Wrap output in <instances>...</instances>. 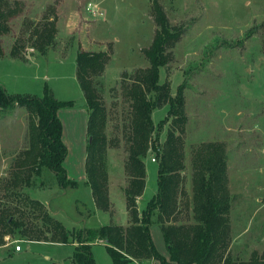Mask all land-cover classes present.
<instances>
[{
	"label": "rangeland",
	"instance_id": "rangeland-1",
	"mask_svg": "<svg viewBox=\"0 0 264 264\" xmlns=\"http://www.w3.org/2000/svg\"><path fill=\"white\" fill-rule=\"evenodd\" d=\"M7 2L18 12L9 19L10 31L0 35L4 49L0 57V84L9 93L43 96L48 86L59 100L73 99L74 105L81 108L85 100L75 78L77 53L87 47L88 51L103 48L111 54L95 84L108 113L106 159L109 186L116 203L111 212L113 221L111 215L95 210L87 180L78 181L77 187L63 189L47 167L34 175L31 186L18 189L19 193L44 202L49 212L70 229L113 222L127 226L128 210L125 216L121 213L126 210L124 189L129 183L124 130L129 104L123 96L121 79L125 71L132 73L149 65L143 49L150 46L157 28L153 0ZM159 2L170 22L185 29L170 50V63L161 68V81L170 83L174 96L179 88L183 91L184 114L188 119L181 135L187 195L192 196L194 149L208 142L223 143L233 199L229 252L236 260H249L253 251L264 252V0ZM48 22L55 26V42L46 47L35 41L34 30ZM166 117L167 106L153 113L156 125ZM171 121L170 117L164 126L162 141L167 138ZM29 123V112L24 107L0 110V207L16 199L15 195H8L12 192L5 190V184L16 158L29 145ZM156 158L153 151L145 158L148 198L153 191L157 193ZM145 207L138 204L140 212ZM181 211L180 222L193 220L191 207L184 205ZM17 238V234L5 236V243L0 245V264H70L72 244L23 242L22 249L17 251ZM93 253L98 264H114L105 245H93Z\"/></svg>",
	"mask_w": 264,
	"mask_h": 264
},
{
	"label": "trees",
	"instance_id": "trees-1",
	"mask_svg": "<svg viewBox=\"0 0 264 264\" xmlns=\"http://www.w3.org/2000/svg\"><path fill=\"white\" fill-rule=\"evenodd\" d=\"M152 11L157 28L152 43L143 49L149 65L132 73L125 71L121 79L123 96L129 104L124 125L129 152L125 165L129 183L124 189L129 224L123 226L113 222L70 229L49 212L44 202L19 193L18 189L31 186L34 175L44 167L52 170L61 188L78 186L77 181L69 179L64 166L68 148L63 140V122L58 115L61 108L73 106L74 101L59 100L48 86H45L43 96H34L11 94L0 84V110L24 107L30 117L29 145L16 158L5 184V190L12 192L8 195H15L16 199L1 204L0 245L5 243L8 234H17V239L24 242L69 243L74 245L70 264H97L93 253V245L97 242L106 246L114 264H127L133 260L140 264L151 260L160 264H264V252L253 251L249 260H236L229 252L233 199L228 186V155L223 143L208 142L194 149L192 196L187 195L183 173L186 169L185 148L181 135L188 119L184 114L183 91L179 88L174 96L170 83L161 81V68L170 63V50L180 41L185 29L170 22L159 0H153ZM17 14V9L8 6L7 0H0V35L10 31L9 19ZM54 33V24L44 23L34 30L35 41L46 47L52 45ZM3 53L0 43V57ZM110 56L108 50L82 49L76 58L77 78L89 108L91 141L85 162L87 184L96 206L104 211H110L112 207L106 159L108 113L95 78L104 73ZM164 106L168 107V117L156 125L153 113ZM169 116L172 118L170 129L162 141L161 133ZM149 151L155 152L158 160L157 193L140 212L138 197L146 187L145 158ZM184 205L191 207L193 220L189 223L178 219ZM155 215L169 256L162 254L154 243L150 227Z\"/></svg>",
	"mask_w": 264,
	"mask_h": 264
},
{
	"label": "crops",
	"instance_id": "crops-1",
	"mask_svg": "<svg viewBox=\"0 0 264 264\" xmlns=\"http://www.w3.org/2000/svg\"><path fill=\"white\" fill-rule=\"evenodd\" d=\"M83 49L89 50L87 47H83ZM98 51H105V50L103 48H101ZM75 78H77L76 72H75ZM77 80H78V78H77ZM79 86H80V84H79ZM81 90H82V88H81ZM81 92H82L81 97L85 100L84 103L82 104L81 108H78L76 106V103H75L74 106L63 107L58 111V115L63 122V140H64V142L68 148V155L64 161V166L67 170V174H68L69 179L77 181V182L82 181V180L83 181L87 180L86 171H85V162H86V156H87V146L89 143V133H88L89 108H88L87 100L85 98L83 90ZM28 95H31V94H28ZM69 100L74 101L73 99H69ZM75 148H79V149L75 152L74 151ZM79 156H80V158H79ZM81 156H82V158H81ZM154 189H156V188L154 187ZM90 192L92 193V190ZM146 193H147V185H146L144 194L138 198V204L142 207V209L146 206L148 200L151 198V197L148 198ZM154 194H156V190L153 191V195ZM92 198L94 201L95 210L96 211L101 210L96 206L93 194H92ZM110 198H111V202H112L111 210L110 211L101 210L104 213L109 214V215L112 214L111 212H114L115 205H116L111 189H110ZM142 203H144V204L142 205ZM125 212H127V208L121 214L124 215ZM156 217L157 216L155 215L154 216V222L152 223V225L150 227L151 234H152L154 243H155L156 247L158 248V250H160V252H162L163 254H166L168 252V247H167V244L164 240V236H163V232L161 230V227H160L159 223L156 221ZM157 240H158V242H157ZM100 244L104 245L102 242H97L94 245H100ZM94 256L96 258V255H94ZM111 260H112V258H111ZM96 262L98 264L97 258H96ZM112 262H113V260H112ZM127 264H140V263L133 260L131 262H128ZM150 264H160V263L157 260H153Z\"/></svg>",
	"mask_w": 264,
	"mask_h": 264
},
{
	"label": "built area",
	"instance_id": "built-area-1",
	"mask_svg": "<svg viewBox=\"0 0 264 264\" xmlns=\"http://www.w3.org/2000/svg\"><path fill=\"white\" fill-rule=\"evenodd\" d=\"M91 9V7H89ZM95 11V9L93 10ZM97 12V11H96ZM98 14H101V11H98ZM155 160V159H154ZM17 245H16V250L20 251L22 249V243L24 242L23 240L17 239L15 240Z\"/></svg>",
	"mask_w": 264,
	"mask_h": 264
},
{
	"label": "water",
	"instance_id": "water-1",
	"mask_svg": "<svg viewBox=\"0 0 264 264\" xmlns=\"http://www.w3.org/2000/svg\"><path fill=\"white\" fill-rule=\"evenodd\" d=\"M90 141H91V138H90Z\"/></svg>",
	"mask_w": 264,
	"mask_h": 264
}]
</instances>
